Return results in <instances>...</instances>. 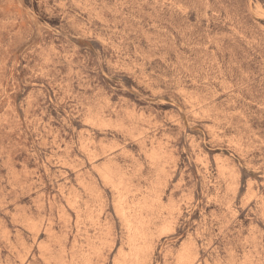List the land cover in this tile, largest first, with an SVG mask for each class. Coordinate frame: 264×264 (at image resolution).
Here are the masks:
<instances>
[{
    "label": "rangeland",
    "instance_id": "rangeland-1",
    "mask_svg": "<svg viewBox=\"0 0 264 264\" xmlns=\"http://www.w3.org/2000/svg\"><path fill=\"white\" fill-rule=\"evenodd\" d=\"M0 264H264V0H0Z\"/></svg>",
    "mask_w": 264,
    "mask_h": 264
}]
</instances>
